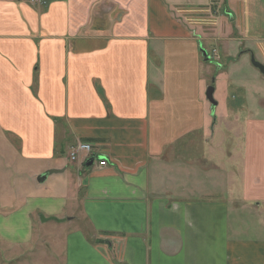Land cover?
<instances>
[{"label":"crops","instance_id":"obj_1","mask_svg":"<svg viewBox=\"0 0 264 264\" xmlns=\"http://www.w3.org/2000/svg\"><path fill=\"white\" fill-rule=\"evenodd\" d=\"M212 1L0 0L8 258L264 264V92L240 76L223 81L214 110L207 101L194 16ZM227 2L254 41L244 51L264 65V0ZM198 132L207 139L197 154L171 158ZM80 142L92 145V166L84 155L71 166ZM52 169L61 172L38 181ZM11 221L16 238L3 232Z\"/></svg>","mask_w":264,"mask_h":264},{"label":"rangeland","instance_id":"obj_2","mask_svg":"<svg viewBox=\"0 0 264 264\" xmlns=\"http://www.w3.org/2000/svg\"><path fill=\"white\" fill-rule=\"evenodd\" d=\"M237 7V5L235 6L229 4L227 0H213L211 5L207 8V11L194 16L198 18L200 23L198 26L201 27V31L194 32L200 33L201 45L208 52L210 57L209 60H205L200 52L201 62L203 63V71L205 72L204 77H206V85H211L213 79H222L221 85L218 81L214 84L218 91L217 95H215L216 100H218V93L222 91L221 88L224 86L222 83H227L226 79H235V81L239 82L241 77L243 79L246 77L244 81L247 80L250 93L255 95V93L258 94L259 91L264 92V75L260 73L255 75L254 72H250L252 71L250 66V55L243 54L241 59L236 61L237 58H240V53L247 47L253 46L251 42H254L250 41V36L248 37L244 31H240L241 20L239 19V8ZM254 71L256 70L254 69ZM227 93L228 95L230 94L229 97L231 98L237 94V91L232 89V91L227 90ZM230 102L231 104L234 103V99H230ZM8 138L10 140L9 142L13 141L11 137L8 136ZM206 139V133L202 132H198L193 135L190 134L188 137L186 136L183 141L175 145L171 151V158L177 155V151H179V149L183 150L185 155L187 152H199ZM73 151L74 150H72V152ZM197 152L195 154H197ZM75 162H72L71 166ZM10 185L13 187L12 181L10 182ZM7 187H9V185H7ZM14 202L15 199H13L12 204H14ZM8 204L11 203L8 202ZM5 209L8 208H4V211L0 213L1 216L9 214V211H5ZM11 222L16 228L12 226L5 227L3 232L10 235L11 238H16L19 235L17 230L20 227H18L16 221ZM80 223H82L83 226L87 225L83 220H81ZM3 243L4 242L1 240L0 264H17L16 261L18 260L15 259V257L8 258V252L11 251L12 248L9 245H4Z\"/></svg>","mask_w":264,"mask_h":264},{"label":"water","instance_id":"obj_3","mask_svg":"<svg viewBox=\"0 0 264 264\" xmlns=\"http://www.w3.org/2000/svg\"><path fill=\"white\" fill-rule=\"evenodd\" d=\"M200 51H201L202 56L204 57L205 60L210 59L208 52L203 48L202 45L200 46ZM242 54H249L250 55V62L252 64V66L255 67L257 70H259L262 74H264V65L255 57V54L253 51H251V50L242 51L240 53V55H242ZM214 84H215V79L212 80V84L207 87L206 93H205L206 99L211 104L213 110L218 105V102L214 97V94H215ZM94 161H95V156H92L85 163V166L86 167L92 166L94 164ZM60 172H61L60 170H55V169L49 170L44 175L39 177L38 181L44 182L49 175L58 174ZM51 219L55 220V221H59V222H64V220H58L57 218H51ZM46 220H48V219H45L44 216H41V221L45 222ZM98 242H102V241H98Z\"/></svg>","mask_w":264,"mask_h":264},{"label":"built area","instance_id":"obj_4","mask_svg":"<svg viewBox=\"0 0 264 264\" xmlns=\"http://www.w3.org/2000/svg\"><path fill=\"white\" fill-rule=\"evenodd\" d=\"M38 1V0H36ZM93 154V147L91 144L86 143V142H80L75 150L70 153V160L75 161L81 157V155H84L85 158H90L91 155ZM107 163L105 161H100V166L103 167Z\"/></svg>","mask_w":264,"mask_h":264}]
</instances>
